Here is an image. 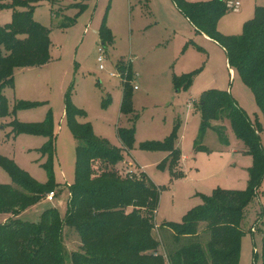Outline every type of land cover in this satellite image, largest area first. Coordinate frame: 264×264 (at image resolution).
<instances>
[{"label":"rangeland","instance_id":"obj_1","mask_svg":"<svg viewBox=\"0 0 264 264\" xmlns=\"http://www.w3.org/2000/svg\"><path fill=\"white\" fill-rule=\"evenodd\" d=\"M59 1L68 8H61L57 0H38L33 10V19L49 30L50 63L42 69L16 70L13 85L3 90L11 115L0 117V157L13 162L38 184L46 185L51 178L57 185L50 189L55 193L52 202L44 197L21 212L18 218L38 223L41 214L50 208L56 209L61 218L65 216L69 187L74 183L76 146L64 116L65 94L70 86L72 103L86 113L81 121L89 122L94 134L114 147L120 146L116 129L131 126L119 113L122 83L130 90L137 86L136 91L131 90L133 113L138 115L134 148L130 151L134 162L123 152V161L109 169L120 177L137 180H141L144 173L159 187V203L152 231L155 239L156 229L161 223H180L189 210L201 204L200 195H210L216 188L245 190L247 169L252 160L244 153L245 145L234 135L228 121H213L211 128L199 135L200 97L211 89L227 91L257 126L264 151L263 115L237 73L229 72L222 48L194 31L182 16L173 14L165 0ZM238 1L239 10L225 14L218 21V31L223 35H240L244 23L253 18L255 8L264 7V0ZM12 2L5 0L6 4ZM75 2L85 5L82 13L79 14V4L73 5ZM11 17L10 9L0 10V26L9 23ZM102 19H105V26L113 39L112 44L104 46L98 35ZM69 21L74 22L67 25ZM99 47L104 51V70H99L96 61ZM129 64L130 78L126 75ZM110 73L117 77H110ZM189 73H194L192 85L176 92L173 76ZM106 100L108 104L104 106ZM18 102L37 105L15 109ZM48 117L55 137L51 175L44 167L48 157L41 152L46 138L34 134L14 136L9 125L12 119L25 124H39ZM219 125L224 126L227 144H223L212 129ZM173 129L175 146L185 157L181 168L179 163L175 168L176 173L182 172L180 178H173L167 168L161 170L157 167L166 158L156 162L162 157V152L139 149L140 143L163 141ZM198 146L205 150H199ZM0 184L13 186L10 176L1 166ZM4 216L10 217L0 214V223ZM200 227L204 243L208 237ZM240 229L243 237L239 264H262L264 179L257 196L244 210ZM62 236L65 264H72L70 253L79 247L78 236L67 227H64ZM155 254H162L161 249Z\"/></svg>","mask_w":264,"mask_h":264},{"label":"trees","instance_id":"obj_2","mask_svg":"<svg viewBox=\"0 0 264 264\" xmlns=\"http://www.w3.org/2000/svg\"><path fill=\"white\" fill-rule=\"evenodd\" d=\"M171 1L197 33L205 35L222 48L228 66L251 91L264 118V7L255 8L253 18L244 23L240 35L227 36L217 30V23L229 13L226 8L228 0L195 3ZM37 3L38 0H13L11 4H6L5 0H0V10L12 11L11 21L0 26L1 118L11 115L3 90L13 85L15 70L42 67L50 62L49 30L33 19ZM84 8V4L79 7V14ZM73 22L69 21L67 25ZM98 35L103 46L112 44V35L105 26V19H102ZM126 75L132 77L130 66L126 69ZM193 79L194 73L173 76L174 89H188ZM131 90L122 83L119 113L131 126L116 129L120 146L114 147L97 137L89 122L81 121L86 113L72 103V86L68 88L64 116L76 146L74 183L69 187L64 218L56 209L50 208L41 214L38 223L20 220L18 215L21 212L40 202L57 185L51 178L46 185L38 184L13 162L0 157V166L8 173L13 184H0V214L10 215L0 224V264H65L64 227L75 232L80 242L79 247L70 253L72 264H239L243 237L240 222L264 179V151L257 126L229 92L211 89L205 93V100L199 101L198 106L199 135L211 128L213 121H228L234 135L244 143V153L252 160L247 169V188L243 191L216 188L210 195H200L201 204L189 210L180 223L163 222L157 227V240L152 236V231L159 203V187L144 174L141 180H137L120 177L109 169L123 161V152L128 154L134 148L138 115L133 113ZM107 104L108 100L104 106ZM36 105L18 102L14 108ZM9 125L14 136L34 134L46 138L41 152L48 157L44 167L51 175L55 137L50 118L39 124H25L12 119ZM212 129L221 142L227 144L224 126ZM175 139L173 129L163 141L143 142L139 149L166 153V158L157 167L161 170L167 168L173 178H180L182 172H175L181 159ZM197 148L205 150L202 146ZM199 227L208 237L204 243ZM159 249L162 254H155Z\"/></svg>","mask_w":264,"mask_h":264},{"label":"crops","instance_id":"obj_3","mask_svg":"<svg viewBox=\"0 0 264 264\" xmlns=\"http://www.w3.org/2000/svg\"><path fill=\"white\" fill-rule=\"evenodd\" d=\"M58 2H57V4L61 7V8H63V9H67L68 8V6H62V4H61V2L59 1V0H57ZM166 1V3L168 4V9L170 10V11H172V13L173 14H178V15H180V16H182V14L177 10V8L175 7V5L173 4V2L171 1V0H165ZM76 4H79V6H81L83 3L81 2V3H74L73 5H76ZM64 10V11H65ZM239 10V9H238ZM229 12H232V11H229ZM228 14V13H227ZM226 14V15H227ZM185 20H186V22L192 27V29L194 30V31H196L195 30V28L191 25V23L184 17V16H182ZM249 17V16H248ZM245 19V18H244ZM101 24V23H100ZM217 25H218V23H217ZM63 26H65V25H63ZM100 26V25H99ZM218 27V26H217ZM99 30V29H98ZM217 30H218V28H217ZM111 32V31H110ZM201 35H203V34H201ZM204 37H206L205 35H203ZM206 38H208V37H206ZM209 39V38H208ZM50 63V62H49ZM48 63V64H49ZM128 63V62H127ZM47 64V65H48ZM167 65L168 64H166L164 67H167ZM46 66V65H45ZM129 66H130V64H129ZM43 67V66H42ZM42 67H36V68H23V69H17V70H26V69H42ZM227 67H228V70H229V72L231 73V74H235V71L234 70H232L229 66H228V64H227ZM130 68H131V66H130ZM16 71V70H15ZM137 87V86H136ZM138 89V88H137ZM137 89H135V91L137 90ZM177 92V91H176ZM163 153V155H162V157L161 158H159L158 160H156V162H159V161H161L162 159H164L165 158V156H167V154L166 153H164V152H162ZM128 158L131 160V162L133 163L134 161H133V158L131 157V155H130V151H129V153H128ZM132 158V159H131ZM158 158V157H157ZM185 159V157H183L182 155H181V159H180V161H179V168H181V161L182 160H184ZM135 165V164H134ZM138 170H140L138 167H136ZM141 171V170H140ZM180 171H181V169H180ZM142 172V171H141ZM143 173V172H142ZM144 174V173H143ZM156 214V213H155ZM7 220V217L6 216H4V217H2V223H0V224H3L5 221ZM156 239L157 240H159V235H158V231H157V229H156ZM80 245V242L78 243V246Z\"/></svg>","mask_w":264,"mask_h":264},{"label":"built area","instance_id":"obj_4","mask_svg":"<svg viewBox=\"0 0 264 264\" xmlns=\"http://www.w3.org/2000/svg\"><path fill=\"white\" fill-rule=\"evenodd\" d=\"M239 7H240V3H239L238 0H228L226 2V8L228 9V11H238ZM103 53H104L103 48L99 47L98 48V54L99 55H98V57L96 59V61L98 63L99 70H104L103 62H104L105 57L103 56ZM110 77H117V76L114 73H110ZM133 89L135 90V89H137V87L133 86ZM54 196H55L54 192H49L45 196V198H46L47 201L52 202Z\"/></svg>","mask_w":264,"mask_h":264},{"label":"water","instance_id":"obj_5","mask_svg":"<svg viewBox=\"0 0 264 264\" xmlns=\"http://www.w3.org/2000/svg\"><path fill=\"white\" fill-rule=\"evenodd\" d=\"M206 98V94H203L201 97H200V102H203Z\"/></svg>","mask_w":264,"mask_h":264}]
</instances>
